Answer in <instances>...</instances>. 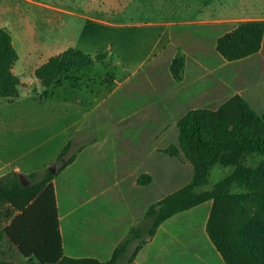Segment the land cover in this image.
Instances as JSON below:
<instances>
[{
    "label": "crops",
    "instance_id": "1",
    "mask_svg": "<svg viewBox=\"0 0 264 264\" xmlns=\"http://www.w3.org/2000/svg\"><path fill=\"white\" fill-rule=\"evenodd\" d=\"M96 19L49 0H0V28L8 29L20 55L11 68L20 81L19 95L14 103L5 106L22 110L8 119L0 117V126L9 122L12 127L24 123L48 127L63 122V128L50 135V140L62 139L54 157L46 161H58L70 143V152L75 149L74 161L53 180L63 254L108 262L152 204L191 183L192 164L184 156L160 152L179 145L178 122L183 116L191 110H217L235 95L264 116V38L260 52L242 60L228 62L216 51L219 37L242 21H264V13L190 19L196 22L178 19V26L170 33V46L156 56L159 61L152 76L146 69L148 62L127 77L126 92L118 87L112 96L116 105L109 107V115H125L127 121L114 123L107 134L88 144L75 145L82 133L102 128L104 116L102 113L97 119V112L103 109V102L94 107L91 103L87 107L82 99L68 103L76 94L70 85L64 88L69 92L64 107L50 114L49 122L27 120L35 115L38 106H51L55 101L46 97L37 105L31 101L36 96L32 86L38 70L52 58L70 49L88 54L84 43L98 32L100 22ZM179 48L186 56L182 81H176L170 70ZM156 73L162 82L157 81ZM169 83L174 87L172 92H168ZM123 96L126 107L117 105ZM146 124L149 136L164 143H157L151 151L158 155L157 164L151 167L149 160L144 159L136 168H129L126 164H133L131 152L139 151L137 136ZM8 149V145L0 149V166L7 163L3 152ZM18 160L13 158L11 162ZM168 167L172 169L170 176H166ZM146 176L152 182L140 184L139 180ZM212 207L213 201H207L166 220L132 264H226L207 233Z\"/></svg>",
    "mask_w": 264,
    "mask_h": 264
},
{
    "label": "trees",
    "instance_id": "2",
    "mask_svg": "<svg viewBox=\"0 0 264 264\" xmlns=\"http://www.w3.org/2000/svg\"><path fill=\"white\" fill-rule=\"evenodd\" d=\"M264 38V21H242L231 31L218 38L216 51L228 62L248 58L260 52ZM73 55L80 52L70 49L52 58L38 70L40 75L48 67L66 72L72 67ZM20 59L13 47V39L6 28H0V98L16 99L19 80L11 73L12 65ZM186 56L181 48L171 64V74L182 81ZM8 65V67H6ZM92 65L87 56L86 66ZM10 67V71H9ZM179 145L160 152L184 158L194 168L190 184L152 204L145 216L130 230L118 246L111 260L100 262L92 258L64 256L60 233L58 208L53 180L74 161L63 160L71 150V143L61 152L59 169L41 182L24 186L15 174L0 177V202L9 204L15 216L7 234L21 254L32 264H132L139 251L155 236L159 226L178 213L190 210L207 201L213 207L207 223V233L226 264H264V232L258 228L245 230L242 223L253 213L251 204L259 202L264 207V161L253 167L246 158L264 152V116H259L247 100L235 95L219 109L191 110L178 122ZM216 165L234 167V171L210 191L198 192L208 183L211 170ZM152 178L142 177L139 183L150 184ZM242 188L244 193L233 192ZM12 213H8V219ZM35 223V226L32 224ZM20 226L22 239L13 236V227ZM35 231L38 239H26ZM136 244L133 251L131 246Z\"/></svg>",
    "mask_w": 264,
    "mask_h": 264
},
{
    "label": "rangeland",
    "instance_id": "3",
    "mask_svg": "<svg viewBox=\"0 0 264 264\" xmlns=\"http://www.w3.org/2000/svg\"><path fill=\"white\" fill-rule=\"evenodd\" d=\"M59 6L69 7L82 11L100 22L97 26L98 32L92 34L84 43L86 53L73 55L72 67L66 72H58L54 67H48L40 75H36V81L32 86L33 100L37 105L43 103L46 97H53L55 100L51 106H38L33 117L37 122H49L53 112L63 108L65 100L69 98V92L64 91L70 85L75 90V95L68 100V103L85 100L87 107L103 102V109L97 112V119L103 113V126L97 132L86 131L79 135L75 145L88 144L107 134L114 123L127 121L125 115H109V107L113 104L112 96L118 87L120 91H125L127 77L133 71L142 68L148 62V75L156 70L155 63L159 59L156 57L161 50L167 49L171 43L170 33L178 26V19L188 20L183 22H196L190 20L194 18H204L207 16L228 17L244 15L248 13H264V0H49ZM184 24V23H183ZM84 48V49H85ZM87 56L92 65L86 66ZM8 67V65H6ZM10 71V67H9ZM150 72V74H149ZM157 81L162 77L156 73ZM20 82V81H19ZM162 82V81H161ZM174 87L168 84V92H172ZM118 91V90H117ZM116 91V92H117ZM126 92V91H125ZM115 94V95H114ZM89 100H91L89 102ZM14 99H0V117L22 112L19 107L5 106L7 103H14ZM115 103V102H114ZM89 104V105H88ZM116 105V104H113ZM118 106L126 107V97L119 100ZM26 118V117H24ZM60 118V117H59ZM150 124V123H149ZM149 124L138 134L140 141L139 151L131 152L133 164H126L129 168H136L141 161L148 159L150 166H155L157 154L151 152L157 143L149 136ZM64 126L63 122L53 123L46 127L40 123L35 125L23 124L21 127H12V123L0 126V149L9 146L10 150L4 151L3 160H7L0 166V176L15 173L24 186H32L44 180L48 176V171L55 173L61 166V161L46 163L52 159L58 149L60 138L50 140V135L57 134ZM158 130V127H155ZM153 132V131H152ZM164 145V143H162ZM18 152V155H16ZM72 150L66 158L67 161L74 154ZM180 155L184 152L180 149ZM21 156V157H20ZM13 158H19L16 162ZM140 161V162H139ZM264 161V152L255 153L246 158L248 166H257ZM144 165V164H142ZM172 169L167 168L166 176H170ZM234 171V167L216 165L210 172L208 183L198 189V192L210 191L217 183L225 179ZM233 192L244 193L242 188H233ZM253 213L242 223L245 230L258 228L264 232V207L259 202H254ZM8 213H12V218L8 219ZM18 213L4 202H0V234L11 224L13 218ZM35 226V223L32 221ZM13 233L17 239H22L23 234L20 226L15 225ZM38 239V234L33 231L26 239ZM136 244L131 246L134 250ZM124 261V260H123ZM123 261L121 264H123ZM0 264H32L25 258L13 240L7 234L0 237ZM33 264H38L34 262Z\"/></svg>",
    "mask_w": 264,
    "mask_h": 264
}]
</instances>
